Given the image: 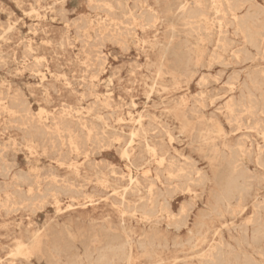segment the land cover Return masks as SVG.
Listing matches in <instances>:
<instances>
[{"label":"rangeland","instance_id":"374dc122","mask_svg":"<svg viewBox=\"0 0 264 264\" xmlns=\"http://www.w3.org/2000/svg\"><path fill=\"white\" fill-rule=\"evenodd\" d=\"M180 1L0 0V264H67L50 249L66 230L80 235L77 264H97L84 245L96 249L104 235L91 241L84 229L109 225L134 240L135 264H200L209 244L241 243L264 264V247L244 241L264 222V114L231 107L250 76L264 81V0H242L238 13L262 30L254 46L209 0H200L202 29L180 16ZM172 26L174 49L201 37L200 53L185 72L169 57L158 73ZM211 126L222 131L204 141ZM211 142L242 151L253 190L243 207L236 198L215 217V231L196 246L189 230L208 210L214 183L183 190L174 176L223 173L210 163ZM150 232L162 241L153 259L139 243ZM36 235L40 251L13 255Z\"/></svg>","mask_w":264,"mask_h":264},{"label":"bare ground","instance_id":"6f19581e","mask_svg":"<svg viewBox=\"0 0 264 264\" xmlns=\"http://www.w3.org/2000/svg\"><path fill=\"white\" fill-rule=\"evenodd\" d=\"M190 1L196 3L194 8L189 6L191 3ZM209 1L214 13L227 15L229 20L237 26L239 31H241L246 42L253 46L257 44L259 37H262V30L253 29V19L251 16L245 15L240 17L238 15L240 10L243 8L242 0ZM204 8L205 7L200 2V0H181L176 7L177 12L181 14L180 16L189 20L187 22L188 24L198 23L199 29L203 28V24L199 22H201L205 17ZM261 25V29H264V21ZM174 30L175 29L172 26L171 39L166 43V47L162 51L159 59V64L157 67L158 73L163 71L165 62L169 57L173 58L174 62L176 61L185 72L190 66L189 63L192 60L193 54L198 56L200 53V42L202 40L201 37L199 38V42L195 43L191 47L186 45L184 48L182 47L174 49L173 45H171ZM220 46L225 49V43H222ZM249 79V86L246 87L247 92H243L237 101H231L232 111H234V107H237L238 109H246L250 113L259 111L260 113L264 114V81H261L256 75L250 76ZM232 84L230 85V89L235 90V84ZM256 91H259V93L256 94ZM221 131L222 130L220 127L211 126V128H208L207 132L203 135L204 141L212 138L214 135H220ZM132 135H134V133H132ZM210 149L212 152V156L210 158L211 165L213 166L215 163L217 165L219 164L224 171L223 173L220 174L219 171L214 169L213 177L211 179L208 178L204 173L198 174V172L196 177L192 176L193 174L191 175L190 173L186 172L178 173L174 176L176 178L180 177L185 180L183 190H190V185L193 181H198L202 184H206V182L211 181L214 183V187L209 192L208 210L197 222L195 228L189 230L188 241L195 243L196 246L202 244L211 231H215V217H220L228 212L229 209L231 210L232 201L236 200V198L239 200L237 201L239 202L238 205L243 207L246 198L251 195L253 190V183L249 181V177L246 175V172L240 167V164L238 163L242 152L240 149L232 150L230 149V146L220 149L216 147L214 142L210 143ZM148 150L152 156H159L156 152L157 150L154 147L148 146ZM124 153H126V150ZM126 155L128 154L126 153ZM162 161L163 157L160 159L161 163ZM131 181L132 180H130V182ZM146 210L147 212H151L152 209ZM188 211L189 210L187 207H181L179 211L180 219L178 221L180 224H186V218L188 217L189 213ZM122 231H124L123 228ZM63 232H67L66 235L72 239V242L71 240L65 239V237L62 235ZM84 232L88 234L89 238H91V241H97L100 234L104 235L103 244L98 246L96 249L93 248V250H91L89 245H84L85 253L89 261H95L97 264H135L134 240L126 232H124L122 237L120 233L110 225L108 227L101 226L99 228L92 226L90 228L84 229ZM77 236L79 237L80 235L73 234L68 230L59 231L52 240L50 247L52 253H54V255H62L66 257L67 264H77L80 262L81 259L77 256V253H75V245L73 244ZM246 237L249 239H246ZM246 237L244 241L251 247L253 251L262 252L264 247V222H257L253 228L251 236L248 237L246 235ZM42 243L43 242L40 235L34 236L29 243H24L22 241L18 242L13 249V255H19L25 259H29L33 253L40 251ZM139 243L143 250L148 254V257L153 259L154 256H157V246L161 245L162 241L160 239V235L157 232H150V235H147L145 240L142 242L139 241ZM241 244L236 247H232L230 245H227L226 247H213L212 244H209L207 249H204L199 254L200 264H256L252 256ZM94 252L95 254L93 255ZM90 256L94 258H91ZM158 260L160 259H157L156 261ZM156 261H154V263Z\"/></svg>","mask_w":264,"mask_h":264}]
</instances>
